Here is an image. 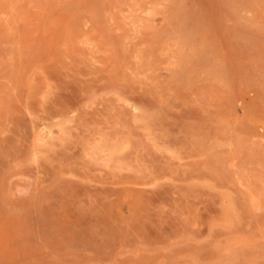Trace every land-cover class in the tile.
<instances>
[{"label": "rangeland", "instance_id": "1", "mask_svg": "<svg viewBox=\"0 0 264 264\" xmlns=\"http://www.w3.org/2000/svg\"><path fill=\"white\" fill-rule=\"evenodd\" d=\"M0 264H264V0H0Z\"/></svg>", "mask_w": 264, "mask_h": 264}]
</instances>
